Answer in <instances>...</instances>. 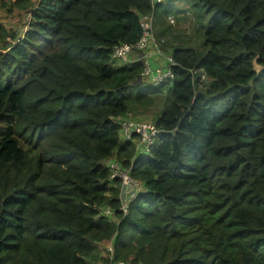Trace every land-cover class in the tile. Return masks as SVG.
<instances>
[{
    "label": "trees",
    "instance_id": "16d2710c",
    "mask_svg": "<svg viewBox=\"0 0 264 264\" xmlns=\"http://www.w3.org/2000/svg\"><path fill=\"white\" fill-rule=\"evenodd\" d=\"M188 1L192 34L165 43L156 84L110 47L175 0L14 1L28 19L0 51V264H264V0ZM160 92L161 130L135 154L114 118ZM108 157L140 183L125 210Z\"/></svg>",
    "mask_w": 264,
    "mask_h": 264
},
{
    "label": "built area",
    "instance_id": "2783aa9c",
    "mask_svg": "<svg viewBox=\"0 0 264 264\" xmlns=\"http://www.w3.org/2000/svg\"><path fill=\"white\" fill-rule=\"evenodd\" d=\"M163 0H148L149 5L153 8L155 3ZM166 18L172 22V15L168 14ZM141 32L133 43L120 41L112 44L110 47V58L115 62L129 58L132 53L135 60L141 62L139 76L148 83L156 84L163 79H170L172 72L170 69L171 58L169 54L164 53L156 40L153 29V13H141L138 16ZM163 57V66L157 65L152 61V56ZM118 124V136L122 140H131L134 145L135 154H146L153 147L155 137L161 130L153 121L133 120L125 117H115ZM108 169V175L111 179L119 181V197L121 208L125 210L127 200L132 198L140 188L139 181L129 174V168L120 163L115 157H108L103 160ZM101 212L109 215L111 210L103 207ZM110 247H108L109 249ZM95 264H123L121 262H98Z\"/></svg>",
    "mask_w": 264,
    "mask_h": 264
},
{
    "label": "rangeland",
    "instance_id": "374dc122",
    "mask_svg": "<svg viewBox=\"0 0 264 264\" xmlns=\"http://www.w3.org/2000/svg\"><path fill=\"white\" fill-rule=\"evenodd\" d=\"M14 1L15 0H0V26L2 27V29H0V51L6 49L5 45L11 42V35H16L20 33L27 26L28 7H25L23 5H15ZM23 1L31 2V0ZM188 4V0H175L173 4L174 9L173 11H171L172 22H170L165 17V15H162L155 20V34L157 37H161L159 38L160 41H163L162 48L160 46L159 47L166 54L168 53V48L165 47L166 42L176 43L178 41L176 37L187 38V35L192 34V18L190 16L192 7H190ZM176 7L181 9L183 12H178L179 10H177ZM160 31H162V34L159 33ZM196 40L197 39H194V41ZM133 57L134 55L132 53L129 58L121 61L116 60L114 64L119 65L129 63L135 60V58ZM160 57L161 56L155 57L152 59V61L157 65L163 66L162 62L158 63V60L163 59V57ZM138 79L143 83H148L145 79H141L140 76ZM163 101L164 99L162 93L160 92L159 94H157V97L155 98L154 102L150 104L149 107L145 109L139 108L137 111H132L124 117L133 120L153 121V118L159 108L162 106ZM98 262L99 261H96L94 263Z\"/></svg>",
    "mask_w": 264,
    "mask_h": 264
},
{
    "label": "crops",
    "instance_id": "0c3cea01",
    "mask_svg": "<svg viewBox=\"0 0 264 264\" xmlns=\"http://www.w3.org/2000/svg\"><path fill=\"white\" fill-rule=\"evenodd\" d=\"M155 57H158V56H155V55H154V56H152V59L155 58ZM160 58H161V57H160ZM162 60H163V59L158 60V63L163 62Z\"/></svg>",
    "mask_w": 264,
    "mask_h": 264
}]
</instances>
